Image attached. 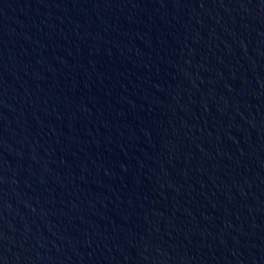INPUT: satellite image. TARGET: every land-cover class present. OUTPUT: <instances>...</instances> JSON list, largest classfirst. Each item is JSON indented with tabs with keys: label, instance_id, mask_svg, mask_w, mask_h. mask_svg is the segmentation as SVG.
<instances>
[{
	"label": "water",
	"instance_id": "1",
	"mask_svg": "<svg viewBox=\"0 0 264 264\" xmlns=\"http://www.w3.org/2000/svg\"><path fill=\"white\" fill-rule=\"evenodd\" d=\"M0 264H264V0H0Z\"/></svg>",
	"mask_w": 264,
	"mask_h": 264
}]
</instances>
